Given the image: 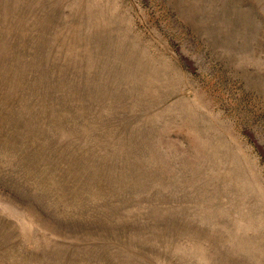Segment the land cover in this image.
<instances>
[{
    "label": "rangeland",
    "instance_id": "obj_1",
    "mask_svg": "<svg viewBox=\"0 0 264 264\" xmlns=\"http://www.w3.org/2000/svg\"><path fill=\"white\" fill-rule=\"evenodd\" d=\"M0 264H264V0H0Z\"/></svg>",
    "mask_w": 264,
    "mask_h": 264
}]
</instances>
